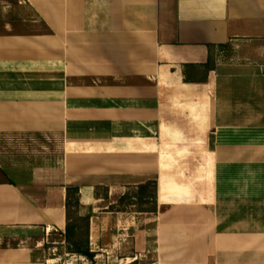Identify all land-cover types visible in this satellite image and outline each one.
I'll use <instances>...</instances> for the list:
<instances>
[{
    "label": "crops",
    "instance_id": "0c3cea01",
    "mask_svg": "<svg viewBox=\"0 0 264 264\" xmlns=\"http://www.w3.org/2000/svg\"><path fill=\"white\" fill-rule=\"evenodd\" d=\"M149 180L156 211L118 209ZM70 185L93 259L67 251ZM145 249L264 264V0H0V264Z\"/></svg>",
    "mask_w": 264,
    "mask_h": 264
},
{
    "label": "trees",
    "instance_id": "16d2710c",
    "mask_svg": "<svg viewBox=\"0 0 264 264\" xmlns=\"http://www.w3.org/2000/svg\"><path fill=\"white\" fill-rule=\"evenodd\" d=\"M206 70L211 68V61L202 65ZM125 193L119 200V210H125L130 204H147L152 206L140 210L156 211V181L149 180L145 184L139 185L136 192ZM132 196H135L138 201H133ZM79 199L78 187L70 185L66 187L65 211H66V226L64 237L67 243V251L86 256L93 259L94 252L89 246V216L80 215L78 213Z\"/></svg>",
    "mask_w": 264,
    "mask_h": 264
},
{
    "label": "rangeland",
    "instance_id": "374dc122",
    "mask_svg": "<svg viewBox=\"0 0 264 264\" xmlns=\"http://www.w3.org/2000/svg\"><path fill=\"white\" fill-rule=\"evenodd\" d=\"M232 51L231 47H225L224 49L219 50V54L217 55L218 58H228L230 55V52ZM134 201V200H133ZM151 203L147 204H139L137 203L134 208H149L151 207ZM151 242V246H153ZM9 244H15L13 241H9ZM51 252V251H50ZM58 253V251H55ZM134 255L136 256V260H130L127 264H154V253L152 250H138V251H133ZM52 253V252H51ZM109 255H112L109 253ZM75 262H72L71 264H74ZM59 264H63V259L59 261ZM70 264V263H66ZM113 264H117L116 262H113Z\"/></svg>",
    "mask_w": 264,
    "mask_h": 264
}]
</instances>
